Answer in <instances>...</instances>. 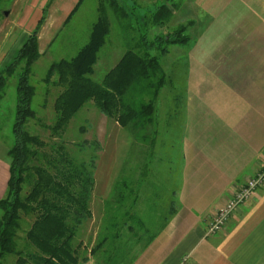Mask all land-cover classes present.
Segmentation results:
<instances>
[{
    "label": "trees",
    "instance_id": "obj_1",
    "mask_svg": "<svg viewBox=\"0 0 264 264\" xmlns=\"http://www.w3.org/2000/svg\"><path fill=\"white\" fill-rule=\"evenodd\" d=\"M168 1L164 0L154 11L148 10L143 21L145 29L139 32V50L126 51L100 81H94L91 76L108 36V22L101 5L87 43L73 57L49 66L44 80L48 82L56 76L55 84L62 87L54 101L55 121L49 127L51 136L58 137L57 142L47 144L26 130L28 119L34 116L31 108L34 88L29 77L32 64L39 56L38 33L51 1L43 7L35 29L27 35L11 61L0 65V101L8 78L16 75L14 140L7 151L9 177L5 195L0 198V264H5L7 256L15 257L13 264H86L90 259L94 264H131L174 214L175 191H167L171 199L165 200L163 207L160 205L163 197L157 194L149 198L146 191L141 190L148 168H145L147 140L154 132L149 130L153 124L154 104L166 78L159 58L166 54L168 45L189 40L184 27L164 36L149 30L151 23V26L160 25L169 17ZM115 2L117 0H112ZM114 8L126 11L122 5ZM137 8L133 6L129 12L136 19ZM146 96L149 98L145 100ZM134 97L137 100L134 101ZM91 100L101 114L117 122L132 137L130 150L135 148V143L141 148L145 145L146 149L138 154H143L142 175L135 177L132 172L138 165L136 161L135 166L130 165L134 158L123 165L121 171L126 172L103 201L99 230L93 244L87 247L77 237L82 224L92 216L89 205L99 146L95 139L82 141L77 144V154L70 153L61 137L70 119ZM47 147L49 150L45 149ZM86 150L90 153L85 158L82 153ZM26 186L28 190L24 191ZM140 199L144 200L143 209L137 207ZM144 213L148 215L146 221ZM22 217H32L33 221L25 232V242L19 246L17 232ZM152 226H156L155 230L137 248Z\"/></svg>",
    "mask_w": 264,
    "mask_h": 264
},
{
    "label": "crops",
    "instance_id": "obj_2",
    "mask_svg": "<svg viewBox=\"0 0 264 264\" xmlns=\"http://www.w3.org/2000/svg\"><path fill=\"white\" fill-rule=\"evenodd\" d=\"M78 1L53 0L39 50L50 39L51 26L57 27ZM196 5L213 21L224 17L223 25L210 22L207 32L231 34L182 44L191 42L184 59L188 69L175 73V87L164 84L158 91L154 127L179 131L172 158L175 211L131 264H264V185L221 231L206 234L232 193L264 168V0H197ZM6 54L7 48L0 52V63ZM156 137L147 141L166 140ZM126 141L129 151V134ZM7 151L0 153V198L9 177ZM121 151L110 158L117 165L109 187L122 168Z\"/></svg>",
    "mask_w": 264,
    "mask_h": 264
},
{
    "label": "rangeland",
    "instance_id": "obj_3",
    "mask_svg": "<svg viewBox=\"0 0 264 264\" xmlns=\"http://www.w3.org/2000/svg\"><path fill=\"white\" fill-rule=\"evenodd\" d=\"M50 1L52 4L53 0H0V52L7 48V54L5 59L3 58L1 61V66L11 61L16 51L20 48V45L23 44L22 41L24 42L27 35L35 29L42 15L43 7ZM163 1L117 0V2L112 3L111 0L110 3L109 0H81L79 5L76 7V4V8L74 7L75 9L73 8L74 10L72 9L73 11L71 10L72 12L57 27L56 25L51 26L53 29L49 34L50 39L46 43V46L39 50V56L31 68L29 82L34 88V96L31 102L34 116L27 121V132L39 137L47 144L59 141L58 137L51 136L49 127L55 121L54 101L61 92L62 87L55 84L56 76H53L48 82L44 78L52 63L73 57L78 49L87 43L91 28L100 15L99 5L103 6V12L107 18L108 36L105 44L98 53V58L94 65V73L91 76L94 81H100L104 74L117 64L126 51L131 50L135 52L139 50V32H143L145 29L143 21L145 22V16L148 13L146 8L153 11ZM196 1L169 0L168 7L171 8L169 17L161 22L160 25L155 24L151 26L153 24L151 23L149 30L155 35L164 36L171 35L177 28L184 27V34L189 37L188 41L191 40V42L193 40L212 38V36L214 38L215 35V39L222 40L226 37L224 35L228 36L231 34L230 32H222L220 30L218 32H207L209 23L213 19L211 16L208 17L204 10L196 5ZM115 5H122L126 13L121 10H115ZM133 6L138 7L136 13L137 19L129 13ZM40 10L41 14L39 16ZM4 12L7 14L4 15ZM223 18L221 17L219 21H213L215 23L214 25H223ZM47 20L48 15L39 30L38 44L40 34L44 28L45 31L48 29L46 28ZM138 23L141 25H138ZM191 42L187 43L186 48L182 46L186 42L168 45L166 54L159 58L162 71L166 75V78H173V80H167L165 78L167 89L175 87L177 82L174 77L175 73L188 69L184 59L187 56V51L190 49ZM156 52H153V54H156ZM15 90L16 75H13L8 78L4 97L0 101V153H5L13 145L12 126L15 116ZM148 98V96L144 97L145 100ZM133 100H137V97H134ZM156 124L153 122V126L149 129L151 132L154 131L149 137H151V140L155 136H157L156 139L166 140H162L158 144L154 143L151 146L149 143L145 155V159L147 160L145 168L147 166L148 168L146 169L144 178H142L141 190H145L149 198H153L157 194L161 199L163 197L160 205L164 207L166 205L165 200L171 199L167 191L174 190V184L176 182V164L172 163V158L176 156L175 143L177 136H179V131L175 127L166 126L159 128L161 130L159 132L158 127H154ZM127 134L122 127L118 126L117 122L101 114L91 100L86 102L70 119L61 137L66 150L70 153H76L77 144L82 141L95 139L99 146L96 152L94 184L89 205L92 216L82 224L77 237L87 247L93 244L99 230L103 213V201L109 197L118 178L126 172L120 170L118 176L109 187L110 173L114 171L113 168L117 165L115 163L116 160L115 162L110 160L113 154L121 150V153H125L122 160V167L126 161L134 158L130 162V165L133 167L136 165V162H138V165L136 169H132V172L135 177L142 175L141 164L143 165V154L140 156L138 154L139 151L143 152V148L146 149L145 145L141 148V145L135 143L133 145L135 148H131L128 151L126 149L128 145L126 141ZM45 149L49 150L48 147ZM89 153L90 151L86 150L82 155L86 158ZM79 155L81 156V154H78V157H80ZM149 182L150 184L147 185ZM27 190L28 187L26 186L24 191ZM143 201V199L139 200V205L137 206L139 209L145 207ZM143 215L145 221L148 220V215L146 213ZM32 221V217H22L20 221L21 228L17 232L19 246L25 242V232L28 230ZM155 228L156 226H152L148 232L144 233L142 243L137 248L144 243V240ZM14 260V256H7L4 259V263L13 264ZM86 264H94V262L90 259Z\"/></svg>",
    "mask_w": 264,
    "mask_h": 264
},
{
    "label": "built area",
    "instance_id": "obj_4",
    "mask_svg": "<svg viewBox=\"0 0 264 264\" xmlns=\"http://www.w3.org/2000/svg\"><path fill=\"white\" fill-rule=\"evenodd\" d=\"M263 185L264 168L258 171L253 177L247 179L241 187L232 193V195L227 199L225 205L213 215L206 234L212 235L221 231L236 208L247 201L255 189Z\"/></svg>",
    "mask_w": 264,
    "mask_h": 264
},
{
    "label": "water",
    "instance_id": "obj_5",
    "mask_svg": "<svg viewBox=\"0 0 264 264\" xmlns=\"http://www.w3.org/2000/svg\"><path fill=\"white\" fill-rule=\"evenodd\" d=\"M7 13L6 12H4V15H6Z\"/></svg>",
    "mask_w": 264,
    "mask_h": 264
}]
</instances>
